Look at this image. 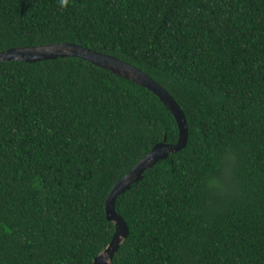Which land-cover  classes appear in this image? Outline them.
Instances as JSON below:
<instances>
[{
	"label": "trees",
	"instance_id": "trees-1",
	"mask_svg": "<svg viewBox=\"0 0 264 264\" xmlns=\"http://www.w3.org/2000/svg\"><path fill=\"white\" fill-rule=\"evenodd\" d=\"M73 43L180 107L186 145L117 196L110 264H264V0H0V52ZM176 122L80 58L0 63V264H92L111 187Z\"/></svg>",
	"mask_w": 264,
	"mask_h": 264
},
{
	"label": "water",
	"instance_id": "water-1",
	"mask_svg": "<svg viewBox=\"0 0 264 264\" xmlns=\"http://www.w3.org/2000/svg\"><path fill=\"white\" fill-rule=\"evenodd\" d=\"M68 57H75L88 61L99 68L146 88L159 99L163 106L173 116L178 130V137L174 144L166 143V137H164L163 141L156 143L150 151L109 190L104 203V211L106 220L114 224V233L107 247L94 257L92 264H110L118 246L128 234L125 222L115 212V201L117 196L129 190L132 184L140 181L146 169H149L156 162L165 159L169 154L179 151L186 145L188 137L186 120L175 100L149 76L126 62L85 49L73 43L10 48L0 52V63L20 61L32 64L45 60Z\"/></svg>",
	"mask_w": 264,
	"mask_h": 264
}]
</instances>
